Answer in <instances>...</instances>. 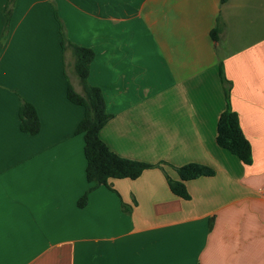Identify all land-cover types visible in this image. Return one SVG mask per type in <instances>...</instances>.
<instances>
[{
  "label": "crops",
  "instance_id": "1",
  "mask_svg": "<svg viewBox=\"0 0 264 264\" xmlns=\"http://www.w3.org/2000/svg\"><path fill=\"white\" fill-rule=\"evenodd\" d=\"M59 22L94 51L87 80L112 114L100 139L155 164L136 178L85 177ZM221 72L249 164L215 139ZM24 101L35 134L19 128ZM193 162L214 173L183 198L167 176ZM263 185L264 0H0V264H264Z\"/></svg>",
  "mask_w": 264,
  "mask_h": 264
},
{
  "label": "trees",
  "instance_id": "2",
  "mask_svg": "<svg viewBox=\"0 0 264 264\" xmlns=\"http://www.w3.org/2000/svg\"><path fill=\"white\" fill-rule=\"evenodd\" d=\"M13 1V0H9ZM226 0H220L224 3ZM218 21V20H217ZM60 45L64 50L67 46L71 48L74 58L73 68L82 88L79 93L74 90L70 82L67 83L66 96L72 103L83 107V117L76 125L75 132L83 135V154L85 158V177L93 186L108 185L111 178H136L144 169L153 167L155 164L133 160L122 157L112 151L99 137V130L112 116L107 111L105 101L100 87L88 82L90 63L94 57V51L90 47L77 45L70 42L59 22ZM218 27L211 31L213 39L217 38ZM225 97L227 99L226 108L220 113L216 126V142L219 146L227 149L244 164L251 163V145L242 132L237 113L229 106L230 82L221 72ZM19 128L21 131L35 134L38 132L40 123L36 110L29 102H22L19 107ZM157 165V164H156ZM178 179L167 176V183L170 190L183 198H188L184 182L186 180L199 177L201 175H212L213 169L199 163H187L175 167ZM89 187L79 198L78 204H84Z\"/></svg>",
  "mask_w": 264,
  "mask_h": 264
},
{
  "label": "built area",
  "instance_id": "3",
  "mask_svg": "<svg viewBox=\"0 0 264 264\" xmlns=\"http://www.w3.org/2000/svg\"><path fill=\"white\" fill-rule=\"evenodd\" d=\"M261 189H262V191L264 192V185L262 186V188H261Z\"/></svg>",
  "mask_w": 264,
  "mask_h": 264
},
{
  "label": "rangeland",
  "instance_id": "4",
  "mask_svg": "<svg viewBox=\"0 0 264 264\" xmlns=\"http://www.w3.org/2000/svg\"><path fill=\"white\" fill-rule=\"evenodd\" d=\"M69 68H70V69H69V70H70V72H72V66H71V67H69Z\"/></svg>",
  "mask_w": 264,
  "mask_h": 264
}]
</instances>
